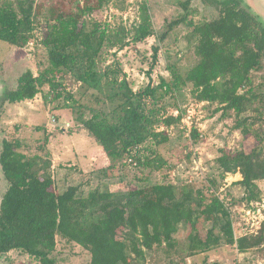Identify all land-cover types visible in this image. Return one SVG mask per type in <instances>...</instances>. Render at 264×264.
<instances>
[{"label": "rangeland", "instance_id": "rangeland-1", "mask_svg": "<svg viewBox=\"0 0 264 264\" xmlns=\"http://www.w3.org/2000/svg\"><path fill=\"white\" fill-rule=\"evenodd\" d=\"M21 1L31 0H0V8L12 4L18 11ZM32 1L35 22L29 44L20 49L0 40V152L4 140L22 142L26 155L38 154L51 163L50 171L58 192L80 186L81 198H88L95 190L127 196L170 184L180 188L192 186L195 194L202 191L208 200L215 194L230 212L236 239L248 238L250 247L241 252L237 245L222 242L204 252L192 250L190 237L199 236L206 241L213 227L212 223L200 219L195 229L189 224L179 226L173 247L155 246L145 250V257L140 259L133 255L137 264H264V244L252 246L253 238L260 233L258 219L264 221V181L258 183L260 200L249 203L245 188L238 184L243 179L241 173H234L233 165H228L231 172L224 173L225 169L218 163L223 151L234 155L264 150V59L260 68L252 71L251 83L241 90L251 98L241 115L235 111L217 112L222 107L219 103L199 101L191 84L182 85L168 95L160 91L158 102L138 99L141 112L149 119L150 131L163 133L168 141L158 144L153 138L148 139L132 156L117 161V171H104L111 160L103 145L81 122L99 115L114 124L117 121L114 109L120 104L119 97L110 99L115 92L127 91L129 86L139 93L149 86L151 79L153 87H157L161 79L171 80L173 71L185 77L200 61L197 52L200 39L195 27L219 17V10L212 6L213 0H191L189 11L183 6L188 0H111L103 9L85 16L88 28H97L101 37L108 36L113 41L123 39L129 44L120 49L109 44L107 38L97 62L98 88L59 72L55 76L62 87L57 92L47 85L32 102L9 106L4 102V94L18 87L19 78L25 72L31 70L39 76L49 67L44 42L52 39L49 37L54 25L51 10L74 11L77 5V0ZM78 4L84 7L96 2L80 0ZM143 5L149 10L155 35L137 44L131 40L141 23ZM243 5L264 23V0H243ZM186 16L193 25L184 23L168 31L170 23ZM164 34L167 36L162 40ZM156 47L159 48L158 62L152 72ZM107 72L109 76L104 77ZM117 80L118 84L114 82ZM122 81L126 85L119 89ZM57 93H61L60 99H55ZM69 96L72 101L68 100ZM179 116L182 120L172 126L164 123L169 117ZM194 132L198 134L197 139L193 138ZM133 156L139 165L131 162ZM156 160H161L164 166L160 169L145 166L147 161ZM208 187H214L213 194L207 192ZM8 188L0 164V207ZM215 232L221 235L219 229ZM126 234L127 230L121 229L118 235L126 239ZM52 257L57 264H91L88 250L61 237L57 238ZM0 264L41 263L21 251H14L0 256Z\"/></svg>", "mask_w": 264, "mask_h": 264}, {"label": "trees", "instance_id": "trees-1", "mask_svg": "<svg viewBox=\"0 0 264 264\" xmlns=\"http://www.w3.org/2000/svg\"><path fill=\"white\" fill-rule=\"evenodd\" d=\"M94 1L95 5L81 7L77 0L74 11L51 10L54 25L49 37L52 39L44 42L49 67L39 76L31 70L25 72L19 78L18 87L4 94L5 103L13 105L34 100L47 85L57 92L62 87L55 76L59 72L98 88L97 62L108 36H99L97 28L90 30L85 16L103 9L111 0ZM190 2L183 5L186 11H189ZM212 6L219 10V17L195 27L200 39L197 50L200 61L185 77L173 71L172 79H161L157 87H153L151 79L149 86L139 93L129 86L127 91L115 92L110 99L119 97L120 104L114 109L117 119L114 124L99 115L81 121L103 145L111 160V165L104 171H117V161L132 156L150 138L158 144L168 141L163 133L150 131L149 119L141 112L138 99L158 102L160 91L168 95L182 85L191 84L199 101L217 102L222 106L217 112L235 111L237 115L246 112L251 98L241 90L251 83L252 71L259 69L264 59V23L243 5V0H213ZM34 15L32 0L21 1L18 11L12 4H4L0 8V40L25 48L34 31ZM184 23L193 25L186 16L170 23L168 31ZM135 30L133 43H143L155 35L146 5L141 8V23ZM166 36L164 34L162 40ZM108 42L120 49L129 44L123 39L113 41L111 37ZM158 53L159 48H154L152 72L158 62ZM103 76H109V72ZM114 82L118 84V80ZM123 85H126L125 81L119 89ZM60 98L61 93H57L55 99ZM68 100L73 98L69 96ZM181 120V116L169 117L164 123L172 126ZM193 138H198L197 132L193 133ZM23 147L18 140H4L0 152V164L9 184L0 207V256L21 251L41 264H57L52 254L57 247V238L61 237L88 250L91 264H137L133 255L140 259L145 257V250L155 246L173 247L179 226L189 224L195 229L200 219L212 223L213 227L206 241L199 236L190 237L192 250L204 252L222 242L237 245L241 252L250 248L248 238L236 239L230 212L215 194L208 200L202 191L195 194L192 186L180 188L171 184L157 185L127 196L95 190L88 198H81L80 186H70L60 193L56 190L48 159L38 154L30 157L23 152ZM132 162L139 165L135 156ZM218 163L222 170L225 169L224 173L232 171L228 165H233L234 173H241L243 179L238 184L245 188L247 202L260 200L258 183L264 181L263 149L234 155L223 151ZM164 164L156 160L147 161L145 166L160 169ZM213 189L208 187L207 192L213 194ZM121 229L127 230L126 239L119 238ZM216 229L221 235L216 234ZM259 232L253 238L252 246L264 244V221Z\"/></svg>", "mask_w": 264, "mask_h": 264}, {"label": "crops", "instance_id": "crops-1", "mask_svg": "<svg viewBox=\"0 0 264 264\" xmlns=\"http://www.w3.org/2000/svg\"><path fill=\"white\" fill-rule=\"evenodd\" d=\"M33 100H28V101H25V102H32ZM22 103H24V102H22ZM18 104H20V103H18ZM30 104V103H29ZM14 105V104H13ZM9 106H11V104H9ZM18 106V105H17ZM54 168L56 169V167L54 166Z\"/></svg>", "mask_w": 264, "mask_h": 264}, {"label": "built area", "instance_id": "built-area-1", "mask_svg": "<svg viewBox=\"0 0 264 264\" xmlns=\"http://www.w3.org/2000/svg\"><path fill=\"white\" fill-rule=\"evenodd\" d=\"M131 162H132V160H131ZM213 192H214V191H213ZM257 223H258L259 225H261L262 222L258 219V222H257Z\"/></svg>", "mask_w": 264, "mask_h": 264}]
</instances>
